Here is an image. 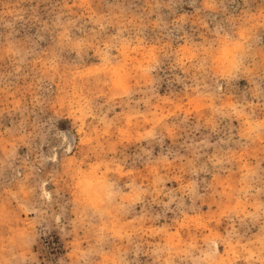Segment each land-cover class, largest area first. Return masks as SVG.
I'll return each instance as SVG.
<instances>
[{"label": "rangeland", "instance_id": "1", "mask_svg": "<svg viewBox=\"0 0 264 264\" xmlns=\"http://www.w3.org/2000/svg\"><path fill=\"white\" fill-rule=\"evenodd\" d=\"M0 264H264V0H0Z\"/></svg>", "mask_w": 264, "mask_h": 264}]
</instances>
